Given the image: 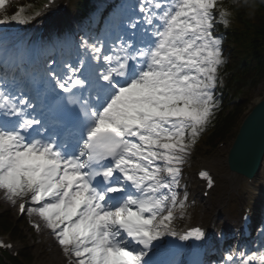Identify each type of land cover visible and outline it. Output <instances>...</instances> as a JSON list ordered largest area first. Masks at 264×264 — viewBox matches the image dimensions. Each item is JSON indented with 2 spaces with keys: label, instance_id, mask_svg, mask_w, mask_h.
<instances>
[{
  "label": "snow or ice",
  "instance_id": "snow-or-ice-1",
  "mask_svg": "<svg viewBox=\"0 0 264 264\" xmlns=\"http://www.w3.org/2000/svg\"><path fill=\"white\" fill-rule=\"evenodd\" d=\"M216 4L122 3L110 43L82 36L76 63L57 68L51 60L43 76L27 80L0 76V191L21 215L39 218L33 227L50 230L68 264H179L161 259L163 238H207L200 227L178 231L176 220L187 201L183 167L219 105L225 61L213 32ZM22 11L0 25L34 18ZM219 16L227 26L228 12ZM0 58L13 61L8 47ZM74 121L75 131L58 130ZM256 232L258 242L210 264H264V221Z\"/></svg>",
  "mask_w": 264,
  "mask_h": 264
},
{
  "label": "bare ground",
  "instance_id": "bare-ground-1",
  "mask_svg": "<svg viewBox=\"0 0 264 264\" xmlns=\"http://www.w3.org/2000/svg\"><path fill=\"white\" fill-rule=\"evenodd\" d=\"M258 98V96H257ZM257 99H255L256 101ZM198 164L201 165H209L212 164L211 162H207L206 160L201 159ZM214 171L218 175H222L226 178H228L231 181V184L228 185L229 191H236L238 195L240 196V200L244 203V205L249 204L252 208L253 205L255 212H263L264 210V203L262 201V196H264V163L262 169H260L257 177L254 179L256 182L249 183L247 180H244L243 182H240V184H237L236 182L231 179L230 175L227 172L221 173L217 168L213 167ZM202 184H198L197 182H193V186H191L190 190L192 193H197L199 189H202ZM228 191V192H229ZM196 195V194H195ZM197 196V195H196ZM4 198L3 192L0 191V199ZM256 202V203H253ZM231 210V205L229 203V199L226 197H223L219 202L213 204L210 200H203L200 199L198 202L191 207L187 212L184 211L183 218L177 217L176 220V228L179 231L182 226L187 222L188 216L190 214L191 218L190 221L198 220V216L201 215L202 219L200 220L201 223L205 224L206 226L213 227V235L216 231H220L222 227V218H218V215L221 213L226 214L227 211ZM264 214V213H263ZM209 215V216H208ZM232 221L236 223V219L234 218L235 215L232 214ZM35 219H39L38 217H35ZM167 238V237H166ZM164 244H165V239ZM53 242H50V245H52ZM164 248V245L161 246ZM164 251V249H163ZM65 261H68L67 258L58 257L57 255H50V257L45 258L41 255L38 256V259L36 260L35 264H65Z\"/></svg>",
  "mask_w": 264,
  "mask_h": 264
},
{
  "label": "trees",
  "instance_id": "trees-1",
  "mask_svg": "<svg viewBox=\"0 0 264 264\" xmlns=\"http://www.w3.org/2000/svg\"><path fill=\"white\" fill-rule=\"evenodd\" d=\"M23 1L24 0H6V4L3 12L8 13L10 10H12L14 3H22ZM241 4H244V0H241L240 4H238L237 7L240 8ZM232 5L233 4H231V6ZM242 12L243 11L240 10L239 14H241ZM1 13L2 12H0V14ZM256 25L257 26L264 25V19L259 18L256 21ZM228 33H229V39L233 41L234 44L236 45L235 52L231 54V58H234V55L239 52L240 44L244 39L239 33L232 34L231 31H229ZM256 66L261 71V73L262 71L264 73V60L263 61L256 60ZM233 68L234 65L230 63L227 68V70L230 69V71H228L227 75L231 74V70ZM238 112L239 110L237 111V113ZM235 118L236 116H232L230 114H224V113L218 114L216 119L213 121V126L210 127L208 130H206L204 133L205 142L213 143L216 140L223 139L225 134L229 132L230 129L232 128L235 122ZM23 218H22V222L25 225L26 222L25 219ZM20 226H21V222H18L16 224L13 223L12 215L8 211L6 212L4 211L3 214H0V230L3 232H8L12 238H19L23 235V229ZM22 256L25 258L26 261H30L32 259V255L26 250L22 252ZM0 264H21V262L17 258L9 259V260L0 259Z\"/></svg>",
  "mask_w": 264,
  "mask_h": 264
},
{
  "label": "rangeland",
  "instance_id": "rangeland-1",
  "mask_svg": "<svg viewBox=\"0 0 264 264\" xmlns=\"http://www.w3.org/2000/svg\"><path fill=\"white\" fill-rule=\"evenodd\" d=\"M263 84H264V80H262L257 85L256 88H254L255 92L253 91L251 93V97L256 96L260 93H263V90H262ZM205 149H206V147L202 146L200 143L196 144L192 148L191 154H190L189 158L187 159V161L183 167L185 169V175H184L183 181L180 185L182 187L183 191L189 190L191 188V186H193V182L195 181L193 170L199 165L198 162L200 161V159H202V158L204 159L205 157H209V158H218L219 157L221 159L223 158L221 155H217V154H219V150L215 154V153H208L207 151H210L209 149H207L206 152L204 153L203 150H205ZM223 191H224V187L222 186V184H220L219 187L217 188V190L215 191V195H216L215 200L216 201L218 199H220V196L222 195ZM191 192L192 191H190L188 193V196ZM181 195H182V192H181ZM0 206H2L6 210H9L12 213V215H15L16 206H13L5 197L4 198L1 197ZM226 215H227V213H226ZM26 216L28 217V219L30 221H34L33 217L30 218L28 215H26ZM224 222L227 223L228 219L226 218ZM45 230L49 233L48 236H45V237H47V240L53 241L56 250H58L57 255L58 256L62 255V257H66L65 254L62 252V250H60V246L55 241V238L51 234L50 230H48L47 228ZM25 233L27 235V238L21 242L20 241H18V242L16 241V242L19 244L20 249H22V250L24 249L25 246L29 247V249L31 250V252L34 255V261H35L37 259V256H38L36 254V252L39 251L40 249L36 243L34 236H31L28 230H26ZM50 252L51 251H49V252L43 251L41 253V255H42V257L48 258L50 256ZM66 258H67V260L69 259L68 257H66Z\"/></svg>",
  "mask_w": 264,
  "mask_h": 264
},
{
  "label": "water",
  "instance_id": "water-1",
  "mask_svg": "<svg viewBox=\"0 0 264 264\" xmlns=\"http://www.w3.org/2000/svg\"><path fill=\"white\" fill-rule=\"evenodd\" d=\"M230 162L233 163L236 167V169H238V166H236L235 162H234V159H230Z\"/></svg>",
  "mask_w": 264,
  "mask_h": 264
}]
</instances>
